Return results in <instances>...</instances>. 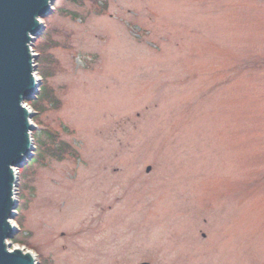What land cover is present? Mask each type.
Instances as JSON below:
<instances>
[{
	"label": "rangeland",
	"instance_id": "1",
	"mask_svg": "<svg viewBox=\"0 0 264 264\" xmlns=\"http://www.w3.org/2000/svg\"><path fill=\"white\" fill-rule=\"evenodd\" d=\"M41 23L9 251L264 264V0H55Z\"/></svg>",
	"mask_w": 264,
	"mask_h": 264
},
{
	"label": "water",
	"instance_id": "2",
	"mask_svg": "<svg viewBox=\"0 0 264 264\" xmlns=\"http://www.w3.org/2000/svg\"><path fill=\"white\" fill-rule=\"evenodd\" d=\"M54 1L0 0V264H35L30 253L10 252L6 243L19 234L11 225L18 207L14 170L23 168L34 150V115L24 104L37 99L41 84L33 75L31 45L44 30L41 21L51 14Z\"/></svg>",
	"mask_w": 264,
	"mask_h": 264
},
{
	"label": "trees",
	"instance_id": "3",
	"mask_svg": "<svg viewBox=\"0 0 264 264\" xmlns=\"http://www.w3.org/2000/svg\"><path fill=\"white\" fill-rule=\"evenodd\" d=\"M76 1H78V0H74V2H76ZM43 90V89H42ZM42 90L40 91V95L37 97V99L35 100V101H32L31 103V105H33L35 108H37L36 106H37V104H39V103H41L42 102V100H43V96H42ZM35 121H38V120H36L35 119ZM36 123H38V122H36ZM36 143V145H35V150H42L43 149V147H44V143H43V141L41 140V139H39V140H36L35 141ZM25 171H26V168H25Z\"/></svg>",
	"mask_w": 264,
	"mask_h": 264
},
{
	"label": "built area",
	"instance_id": "4",
	"mask_svg": "<svg viewBox=\"0 0 264 264\" xmlns=\"http://www.w3.org/2000/svg\"><path fill=\"white\" fill-rule=\"evenodd\" d=\"M15 173H17V171L15 170Z\"/></svg>",
	"mask_w": 264,
	"mask_h": 264
}]
</instances>
